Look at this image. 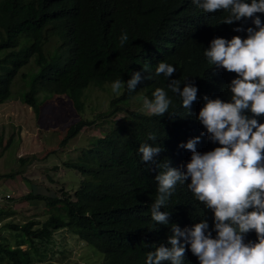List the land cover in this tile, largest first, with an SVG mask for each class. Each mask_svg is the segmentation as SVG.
I'll return each instance as SVG.
<instances>
[{"label": "trees", "instance_id": "trees-1", "mask_svg": "<svg viewBox=\"0 0 264 264\" xmlns=\"http://www.w3.org/2000/svg\"><path fill=\"white\" fill-rule=\"evenodd\" d=\"M243 7L263 11L264 0H0V102L32 57L38 71L25 101L37 108L39 84L67 96L79 114L61 145L96 131L97 117L121 118L62 163L80 173L73 191L21 196L42 201L46 217L4 223L15 244L0 236V264L44 261L64 233L96 261L87 264H213L192 251L215 241L206 236L209 221L256 222L264 182L250 193L238 183L256 165L247 157L259 141L240 125L264 117L241 114L252 101L235 98L228 80L253 81L255 66L216 51ZM20 34L31 42L19 46ZM51 36L59 47L49 58ZM257 52L264 56V47ZM94 88L108 92V104L88 118ZM256 172L264 175V163Z\"/></svg>", "mask_w": 264, "mask_h": 264}, {"label": "rangeland", "instance_id": "rangeland-1", "mask_svg": "<svg viewBox=\"0 0 264 264\" xmlns=\"http://www.w3.org/2000/svg\"><path fill=\"white\" fill-rule=\"evenodd\" d=\"M19 46L28 44L31 39L20 34ZM57 36H51L43 45L47 57H54L58 51ZM4 50L0 51L2 55ZM38 65L31 57L15 75L9 96L0 102V174L10 171H23L13 178L0 176V236L15 244L13 233L5 228L4 223L24 222L29 219L42 221L46 217L42 201L22 199L29 189L33 192L43 191L54 194L57 188L64 186L73 191L80 181V173L62 163L76 159L82 147L88 145L94 132H101L109 122L120 120V115L100 116L95 118L96 131H79L64 145L60 144L67 127L79 117L70 99L63 95H52L51 91L41 85H35L38 99L37 108L25 101V92L32 84ZM36 82V81H35ZM109 94L106 90L94 88L89 94V102L93 109H86L83 115L93 118L107 108ZM39 113V115H38ZM121 114V113H120ZM75 119V120H74ZM19 157L25 158L22 163ZM56 168H53V166ZM10 194V197H7ZM23 197V196H22ZM56 234V232H55ZM54 234V235H55ZM71 238L75 240H71ZM75 236L67 233L56 235L55 248L46 260H38L35 264H85L86 261L96 263L91 255L76 241ZM23 248L26 243L21 245ZM87 250L89 249L86 247ZM62 251V252H61ZM63 251L65 254H63ZM66 253H69L68 256ZM100 260H97V264ZM87 264V262H86Z\"/></svg>", "mask_w": 264, "mask_h": 264}, {"label": "clouds", "instance_id": "clouds-1", "mask_svg": "<svg viewBox=\"0 0 264 264\" xmlns=\"http://www.w3.org/2000/svg\"><path fill=\"white\" fill-rule=\"evenodd\" d=\"M228 26L218 36L216 43L221 54L232 55L235 63L242 57L244 61L255 66L256 77L253 81L243 77L229 80V88L235 98L242 96L252 101L244 104L241 114L264 117V56H260L257 47H264V10L253 8L238 9L236 20L229 19ZM246 42L245 47L238 46ZM240 128L259 142L247 161L256 163L238 183L243 192L250 193L264 182V175L256 171L264 163V122L245 121ZM254 211V210H253ZM255 212V223L235 215L230 223L210 222L202 247L193 248L195 259L212 261L213 264H264V203L260 202ZM211 213V212H208ZM193 229V228H192Z\"/></svg>", "mask_w": 264, "mask_h": 264}, {"label": "built area", "instance_id": "built-area-1", "mask_svg": "<svg viewBox=\"0 0 264 264\" xmlns=\"http://www.w3.org/2000/svg\"><path fill=\"white\" fill-rule=\"evenodd\" d=\"M8 195V194H7Z\"/></svg>", "mask_w": 264, "mask_h": 264}]
</instances>
